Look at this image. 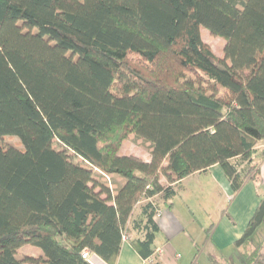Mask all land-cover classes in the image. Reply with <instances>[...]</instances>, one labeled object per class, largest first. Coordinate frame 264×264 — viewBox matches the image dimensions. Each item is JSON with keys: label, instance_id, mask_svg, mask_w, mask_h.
<instances>
[{"label": "trees", "instance_id": "16d2710c", "mask_svg": "<svg viewBox=\"0 0 264 264\" xmlns=\"http://www.w3.org/2000/svg\"><path fill=\"white\" fill-rule=\"evenodd\" d=\"M130 136L148 160L121 154ZM5 138L0 264H116L124 242L153 259L154 217L184 179L217 165L232 195L259 179L264 0H0ZM262 224L264 201L235 247Z\"/></svg>", "mask_w": 264, "mask_h": 264}, {"label": "rangeland", "instance_id": "374dc122", "mask_svg": "<svg viewBox=\"0 0 264 264\" xmlns=\"http://www.w3.org/2000/svg\"><path fill=\"white\" fill-rule=\"evenodd\" d=\"M202 41L212 50L216 57H222L225 42L219 37H214L208 31L202 30ZM18 146L17 138L0 140V147L7 149ZM264 150V140L258 143L257 151ZM121 154H129L148 160L150 144L143 139L130 136L121 146ZM259 158H254L252 165H258ZM244 164L241 169H244ZM187 192L184 201H178L176 210L187 225V236H179L172 241L171 246L179 254L177 262L182 264H227L226 260L235 254L233 235L243 225L241 214L235 213L234 220L229 213L232 205L229 192L222 183L214 182L211 176H194L185 182ZM189 207V208H188ZM138 208V206H137ZM227 222L229 224H227ZM253 238V245L247 244L246 248H239L238 253H253L260 245L259 257L264 259V224L258 228ZM18 257L30 254L36 255L34 249L22 248Z\"/></svg>", "mask_w": 264, "mask_h": 264}, {"label": "crops", "instance_id": "0c3cea01", "mask_svg": "<svg viewBox=\"0 0 264 264\" xmlns=\"http://www.w3.org/2000/svg\"><path fill=\"white\" fill-rule=\"evenodd\" d=\"M259 179L257 182L246 181L242 186L240 191L234 195L230 190L229 182L224 176L222 170L219 166L215 165L208 170L200 173H195L188 178L184 179L181 182L180 189L177 192L176 196L171 200L172 208H161L158 215L154 217V221L159 229L158 234L156 235L154 241L155 255L153 257L154 262L157 261L159 264H180L177 262L179 254L171 246L172 241H174L179 236H187L190 238V235L187 232V225H185L184 219L176 210V204L178 201H184V196L186 194L187 187H185V182L193 178L194 176L208 175L211 176L214 182H221L223 188L229 192V196L232 205L229 209L231 217L235 219L237 214H241L243 217L240 229L233 235V239L238 241L244 234L247 225L252 218L254 212L259 206L260 202L264 201V159L259 163ZM189 208V207H188ZM137 214V213H136ZM227 224H229L227 222ZM132 238H140V234L132 233ZM235 254L232 258L226 260L227 264H241V260L245 255L238 253L239 248L235 247ZM91 264H104L98 257L91 255ZM116 264H152L140 258L137 252L128 244L124 242L121 248V251L116 260ZM182 264H187L184 262Z\"/></svg>", "mask_w": 264, "mask_h": 264}, {"label": "built area", "instance_id": "2783aa9c", "mask_svg": "<svg viewBox=\"0 0 264 264\" xmlns=\"http://www.w3.org/2000/svg\"><path fill=\"white\" fill-rule=\"evenodd\" d=\"M82 258H83V259H86V260H88V261H90V260H91V255H90L87 251H84V252L82 253ZM152 260H153V259H147L146 261L149 262V263H151Z\"/></svg>", "mask_w": 264, "mask_h": 264}]
</instances>
